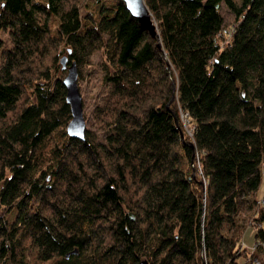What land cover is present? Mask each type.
<instances>
[{"label": "trees", "instance_id": "16d2710c", "mask_svg": "<svg viewBox=\"0 0 264 264\" xmlns=\"http://www.w3.org/2000/svg\"><path fill=\"white\" fill-rule=\"evenodd\" d=\"M144 1L155 35L124 0H0V264H244L248 224L264 264V0ZM97 51L73 137L61 58Z\"/></svg>", "mask_w": 264, "mask_h": 264}, {"label": "rangeland", "instance_id": "374dc122", "mask_svg": "<svg viewBox=\"0 0 264 264\" xmlns=\"http://www.w3.org/2000/svg\"><path fill=\"white\" fill-rule=\"evenodd\" d=\"M222 13L225 17L226 23H231L234 14L229 9V7L223 3ZM104 59L103 51H97L92 54L90 61L86 64L80 65V69L78 72V86L82 95V103H83V112L86 118V127L90 129L95 128L94 119H93V109L96 104L100 101V96L103 90L102 83V68L101 63ZM67 74V70L60 69L57 73L58 76L64 78ZM190 135V134H189ZM257 196L259 199H262L264 196V179L262 184L260 185ZM16 207H11L7 211L4 212L5 218L11 222L15 218ZM255 229L252 224H248L244 229L242 244L244 247L251 248L254 245L255 237H254ZM26 260L29 264H56L59 258H53L48 260H40L36 257V250L29 249L26 252ZM238 263L243 264L244 257L241 256L238 259Z\"/></svg>", "mask_w": 264, "mask_h": 264}, {"label": "water", "instance_id": "95a60500", "mask_svg": "<svg viewBox=\"0 0 264 264\" xmlns=\"http://www.w3.org/2000/svg\"><path fill=\"white\" fill-rule=\"evenodd\" d=\"M126 8L137 17L155 35V24L151 19L149 9L144 0H124ZM62 67L67 69V74L63 79L66 86V99L71 107L72 118L67 124V132L70 136L84 138L86 129V118L83 112L82 95L78 86V64L76 60L67 62V56L61 58ZM72 252H77L73 250ZM67 253L66 256H69ZM141 264H149L147 259Z\"/></svg>", "mask_w": 264, "mask_h": 264}, {"label": "built area", "instance_id": "2783aa9c", "mask_svg": "<svg viewBox=\"0 0 264 264\" xmlns=\"http://www.w3.org/2000/svg\"><path fill=\"white\" fill-rule=\"evenodd\" d=\"M181 117L184 121V123L186 124L187 126V132L191 135L192 132H193V123L190 122V119H189V113L188 111H185V112H182L181 113ZM247 264H260V260L259 258L257 257H254L249 263Z\"/></svg>", "mask_w": 264, "mask_h": 264}, {"label": "bare ground", "instance_id": "6f19581e", "mask_svg": "<svg viewBox=\"0 0 264 264\" xmlns=\"http://www.w3.org/2000/svg\"><path fill=\"white\" fill-rule=\"evenodd\" d=\"M224 31H225V30H224ZM222 36H223V37H224V36H227V38H228V34L223 33ZM259 245H261V244H260V241H259V240H255L254 245H253L251 248H248L249 251H250V253H251V258L248 260V262H246V263H244V264L249 263V262L255 257V256L253 257L252 254H253L254 251L257 250V248H258ZM256 257H257V256H256ZM259 260H260V259H259Z\"/></svg>", "mask_w": 264, "mask_h": 264}]
</instances>
